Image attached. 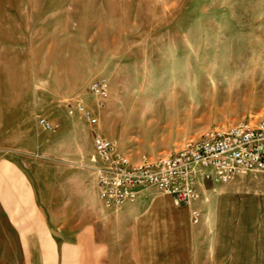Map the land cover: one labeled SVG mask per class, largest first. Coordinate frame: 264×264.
I'll return each instance as SVG.
<instances>
[{
	"label": "rangeland",
	"instance_id": "obj_1",
	"mask_svg": "<svg viewBox=\"0 0 264 264\" xmlns=\"http://www.w3.org/2000/svg\"><path fill=\"white\" fill-rule=\"evenodd\" d=\"M78 100L133 162L263 120L264 0H0V264H39L42 246L46 264H81L77 234L107 241L119 208L99 203L90 129L70 115ZM235 181L264 196V173ZM192 222L202 264L214 239Z\"/></svg>",
	"mask_w": 264,
	"mask_h": 264
},
{
	"label": "crops",
	"instance_id": "obj_2",
	"mask_svg": "<svg viewBox=\"0 0 264 264\" xmlns=\"http://www.w3.org/2000/svg\"><path fill=\"white\" fill-rule=\"evenodd\" d=\"M235 182H207L202 198L191 206H178L171 196H154L160 191L148 190L137 201L105 215L110 219L104 246L89 244L88 230L77 234V245L69 247L79 249L73 259L81 264H195L192 211L196 209L202 236L214 239L212 258L202 257V264H264V218L259 219L264 217V196L243 193ZM99 203L104 206L100 199ZM212 223L217 227L213 235L206 229ZM34 253L39 264H46L43 246ZM61 255L65 259L64 249Z\"/></svg>",
	"mask_w": 264,
	"mask_h": 264
},
{
	"label": "built area",
	"instance_id": "obj_3",
	"mask_svg": "<svg viewBox=\"0 0 264 264\" xmlns=\"http://www.w3.org/2000/svg\"><path fill=\"white\" fill-rule=\"evenodd\" d=\"M89 89L100 102L109 98L110 88L104 80L93 81ZM69 110L70 115L89 126L99 199L106 208L135 202L151 189L171 196L178 206H191L202 198L207 182L229 184L248 174L264 173V119L243 120L228 128L210 130L186 140L164 157H144L133 162L101 133L99 116L82 100ZM38 124L46 132L56 130L46 117H39ZM192 216L199 223L200 211L194 209Z\"/></svg>",
	"mask_w": 264,
	"mask_h": 264
}]
</instances>
